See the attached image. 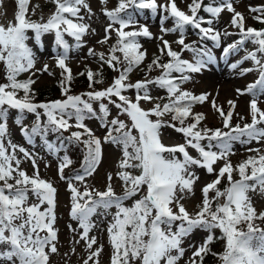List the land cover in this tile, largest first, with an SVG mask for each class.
<instances>
[{"label":"snow or ice","instance_id":"obj_1","mask_svg":"<svg viewBox=\"0 0 264 264\" xmlns=\"http://www.w3.org/2000/svg\"><path fill=\"white\" fill-rule=\"evenodd\" d=\"M53 2L56 5L55 12L46 20L43 17L33 20L28 15L30 0H17L15 23L10 22L6 27L0 24V62L5 65L8 81L0 84V264H49L50 256L58 252V229L54 227L57 188L40 176L37 161L31 153L13 144L10 139L5 142L8 108L35 114L36 123L31 130L22 128L30 142L31 135L46 134L49 128L56 132L68 131L73 126L82 129L71 132L69 140L82 143L86 149L81 165L82 174L78 173L73 178L83 184V189L72 180L68 181L67 188L71 201L70 217L77 222L76 228L71 224L68 227L78 236V239L74 238V243H84L87 257L83 259V264H100L104 245L98 243L96 235H90L97 227L92 218L101 209L107 215L111 208H115L116 212L106 228L112 248L110 264H179L186 255L184 242L196 230H202L206 235L199 245H190L191 255L186 264H203L204 257L211 252L210 246L216 239V229L220 230V238L225 241L222 253H212L218 256L220 264H264V227L256 223L258 220L264 221V211L257 212L248 195L257 190L264 194V151L259 148L248 149L256 155L248 156L235 166L229 159L234 154L233 141H264V127H260L264 125V109L258 106L259 98L264 96V28L258 30L247 27L244 13L237 11L233 0H224L216 7H204V0H191L187 11L178 7L176 0H166L165 3H158L157 0H118L112 9L106 7L108 0H101V4L105 5L101 11L109 23L104 28L103 37L96 43L109 47L107 52H97L95 48L89 47L87 56L98 59L101 66L106 64L119 74L104 89L71 95L74 76L66 61L72 46L64 39V35L74 38L75 48L83 47V38L90 31L95 33V29L84 22L85 16L81 12L82 9L86 10L89 18L94 13L87 0ZM36 8H39L38 4L32 9L33 15ZM129 9H148L153 18L160 13L162 35L155 37L149 27L140 24ZM201 10L216 19L225 10L232 14L230 27L238 29L241 39L223 47L224 57L238 51L245 41L251 40L256 45L255 50L248 52L243 60L253 61L259 78L245 89H236L238 95L251 94L253 97L249 103L251 122L232 126L236 102L228 100L229 110L225 112L216 99L211 100L212 108L222 118L223 127L229 131L202 126L205 114L193 113V105L208 101L210 93L197 95L181 87L182 83L191 79L188 73H200L215 60L206 46L197 48L195 42H185L187 29H197L202 41L210 40L217 48L221 47L222 36L232 35L227 29L221 32L212 27L213 20H205L200 16ZM248 10L256 14L253 19L264 24V6L249 7ZM169 19L173 21V26L164 27V22ZM29 31L34 33L37 42L44 34L54 33L55 45L63 50L53 59L56 67L61 69L59 85L65 99L35 102L36 93L32 86L37 80L33 77L38 73H47L49 76L53 73L47 63L42 68H36V54L26 43ZM113 32L116 41L110 43ZM176 32L179 33L177 40L165 39L168 33ZM140 37L159 40V55H153L147 69L151 72L153 68H158L161 73L154 79L131 83L128 82L129 74L138 69L148 56L147 49L140 43ZM173 43L180 46L179 51L173 49ZM184 51L196 53L194 62L182 58ZM162 56L168 57L167 62H162ZM243 60L231 64V68L236 69ZM85 67L86 71L79 75H86L89 88L103 83L102 73ZM250 71L253 69H241L242 73ZM21 73H29L28 78L17 79ZM173 73H179L180 76H174ZM149 85L165 89L168 102L156 103L147 110L142 108V100L154 99L149 94ZM129 89L136 90L134 100L124 94ZM20 91H23V96H18ZM83 96L88 99H83ZM93 100H107L131 121L129 127L121 119H111L108 123L112 127L108 128L103 138L104 143L121 146L122 159L115 175L123 184V195H117L114 191L112 173L107 174L103 191L84 183L87 177L96 173L103 158L101 138L95 136L84 123L86 114H95L90 102ZM39 110H43L42 113ZM100 111L103 113L102 119L107 120L108 105L101 103ZM166 114H171V121L161 119ZM41 115L47 117L46 122H41ZM73 118L75 125L69 123ZM189 118L191 122L186 123ZM17 123H20L19 119ZM165 126L181 133L185 142L165 145L161 139V129ZM133 130L136 134H133ZM205 140L208 141L207 145L201 143ZM47 147L53 149L51 144H47ZM189 148L194 149L198 157L191 155ZM17 149L31 160L34 169L31 176L21 169ZM221 161L223 163L217 169L215 165ZM71 164L72 160L64 156L58 168L61 180L67 179L64 170ZM196 168L205 169L209 175L215 174V179L201 188L199 210L190 213L182 201L186 196L194 195V186L200 179ZM133 170H139V174H134ZM234 172L238 173L240 179H233ZM225 176L228 185L221 189L218 186ZM145 188L146 194L136 199L132 206H125V200L137 196ZM210 192H214V196L210 197ZM29 194L36 198V202L28 203ZM221 198L223 203L219 202ZM44 205L47 206L41 210ZM71 251L75 252V248Z\"/></svg>","mask_w":264,"mask_h":264},{"label":"rangeland","instance_id":"obj_2","mask_svg":"<svg viewBox=\"0 0 264 264\" xmlns=\"http://www.w3.org/2000/svg\"><path fill=\"white\" fill-rule=\"evenodd\" d=\"M94 15L89 18L88 13L86 10L82 9L81 14L85 16L84 22L91 25L92 29H95V33L89 32L86 35L84 40V46L77 49L75 48L76 41L73 37L68 36L67 34L64 35L66 41L71 45V49L69 51V58L66 61L68 66L72 69L73 75L79 73L82 69H86L85 66L91 68L92 70L97 69H105L108 70L106 81L100 84H94L92 88H89V84L84 87H78L75 91L72 92L71 95H81L83 93H87L93 90H101L108 87L114 78L118 76V72L113 71L109 68L106 64L101 66V62L98 59L87 56V49L89 47L95 48L97 52L104 51L107 52V44L106 45H99L96 43L97 40L101 39L104 35V28L109 23L108 19L103 15L101 9L105 7V5L101 4V0H87ZM158 3H165L166 0H157ZM178 7L182 10L187 11V5L191 2V0H176ZM118 0H108L106 7L108 9H112L116 7ZM224 3V0H204V7H216L220 6ZM39 5V8H36L35 14H32V9ZM234 7L237 11L244 13L246 17V26L253 27L259 30L257 26H262L264 28V24H261L259 21L253 19V16L256 15L254 13L249 12V7H260L264 6V0H233ZM29 12L28 15L33 20H39L43 17L45 20L56 10V5L53 0H30L29 3ZM18 11L17 0H0V24H3L5 27L10 23H15V15ZM137 19L140 24H146L149 27V30L154 34L155 37H159L162 35L160 32V13L153 18L150 10H135L129 9ZM190 14V13H189ZM200 16L204 17L205 20L212 19L213 25L212 27L216 28L223 32L227 29L229 32L232 33L230 36H222L221 38V47L217 48L214 46V43L210 40H201L200 35L197 29L189 27L186 31V39L185 42L192 44L195 42V47L197 48H204L205 46L211 50L212 55L215 57L213 66L211 67L209 63L208 70H202L200 73H188L191 76L189 81L182 83L181 87L184 90L193 92L194 94L199 95L200 93H210L208 101H205L203 104H194L192 111L196 113H204L206 119L202 122V126L215 129L221 128L223 129L222 118L219 117L218 113L212 108L211 100L216 99L217 103L221 105L225 112L229 110V105L227 103L228 100H234L236 102V108L234 111V116L232 119V124H244L249 123L251 121L250 117V110H249V103L253 98L251 94L245 95H238L236 89H245L249 84L254 83L259 78V73L256 70V65L251 60H243V57L247 55L248 52L254 51L256 45H254L251 40L245 41L244 45L233 54L229 55L228 57L223 56V47H225L229 43H233L241 39L238 29L230 27V19L231 13L227 10L223 11L219 18L216 19L211 16L210 13L204 12L203 10L199 13ZM173 21L171 19L164 22V27H172ZM203 26H207L204 24ZM261 29V27H260ZM131 30V29H125ZM29 39L26 41L28 46L32 48L33 52L36 54L37 64L36 68H42V66L47 63L49 65L50 71L53 75L49 76L47 73H38L36 77H33L37 80V82L32 86L33 88H43L50 86L54 82H56L59 78H61V69L56 67L55 61L53 57L57 54L62 52L63 50L58 48L55 45V35L54 33H46L42 38V45H37L34 39V33L29 31L28 32ZM179 38V33H168L165 36V39L169 41H175ZM116 39L115 33H112V40L110 43ZM140 43L143 45L144 49H147L148 57L153 54L159 53L158 52V39H148L144 37L139 38ZM173 49L177 51L180 50V46L173 43ZM119 55V53H118ZM259 55V54H258ZM196 53L190 51H184L182 53V58L189 60L190 62H194V58ZM146 58V59H147ZM264 59V58H262ZM243 60V63H240L236 69L231 68V64L236 63L238 61ZM216 61L218 63H216ZM220 67V72L223 71L226 77L215 75L214 71L216 68ZM245 68H252L253 71L250 72H241V69ZM157 74V73H156ZM156 74L154 76H156ZM179 74V73H178ZM0 84L8 83L6 78V69L4 68V72L1 73ZM29 76V73H21L17 79L25 80ZM150 77V76H149ZM149 77H138L136 73V69L133 70L132 73L129 74L128 82L135 83L138 80L144 79H151ZM217 80L218 84L215 83L214 87L211 84V80ZM227 81H230L231 84H223ZM135 89H129L124 94L130 97L131 99H135ZM149 94L154 98L152 101H144L140 102L141 107L145 110L151 109L156 103H166L167 100L158 99L160 97H167V92L165 89L159 88L156 85H149ZM18 96H20V92H18ZM66 97L61 94L59 95L60 100L65 99ZM83 99L87 100V96H83ZM113 99H116L113 97ZM92 103L93 108H100L101 103H105L108 105L109 108V115L107 120L118 118L125 121L129 127H131V121L127 117L126 114H121L118 109L115 108L114 105L109 104L107 100L103 101H90ZM258 106L261 109H264V96H261L258 100ZM7 107V106H5ZM42 111L43 110H39ZM8 118H7V135L5 138V142L8 139L12 141L13 144H16L20 147L25 148L29 153H31L37 161V165L39 167L40 176L46 180H49L53 183V185L57 188V203L55 208L56 214V223L54 227L58 229V241L57 247L58 252L56 254H52L50 256L49 264H83V259L87 257V251L85 250L84 243L81 241L80 244L74 243V238L78 239L76 233L70 231L68 225L71 224L74 228L77 227V222L73 221L70 217V208H71V201H70V193L67 188V183L69 180H72L77 187L83 189V184L81 182L75 181L73 178L75 175L82 174V169H80L77 173H73L67 167L64 170V176L67 178L65 180H61L58 174V168L62 159L64 157L63 151H59L57 148L53 146V149H49L45 141L40 140L38 137L31 138V142L29 138L26 137L22 131V127L15 122V114L17 113L16 109L8 108ZM240 117H244L243 120L238 121L237 119ZM47 117L41 115V121L46 120ZM152 119H156V117H152ZM164 121H171V114H166L161 117ZM27 121L30 123L36 122V116L33 113H27ZM70 124L75 125L76 121L75 118L69 121ZM84 123L93 131L95 136L101 138L102 140V151H103V158L102 162L99 165L96 173L91 176L87 177L86 183L89 187L96 188L100 191L105 190L106 187V177L108 173L113 174V181L112 186L114 191L117 195H123V184L122 182L116 178V172L118 171V163L122 159V149L121 146L113 144V143H104L103 138L107 135L108 126L105 127L100 123L95 116H91L90 118H86ZM177 126L178 122H177ZM260 127H264V125H260ZM73 131H82V129H77L75 126L71 127L68 131H64L66 133H70ZM133 134H136L135 130H133ZM86 138V137H85ZM161 139L165 145H176L185 142V138L181 133H177L174 131L173 128L170 127H163L161 129ZM246 139V138H242ZM204 145H207L208 141L201 142ZM216 142L214 141L213 144ZM256 149L259 148L264 151V141L257 143L256 141H252L251 143H241L240 141H233L232 142V149L233 155L229 157L232 164L235 166L240 163L242 160L246 159L248 156L256 155L254 152L248 151V149ZM81 150L86 153V149L82 143H80V148L76 151ZM213 150H216L215 148ZM11 151V149H9ZM188 151L194 157H198V153L194 150L189 148ZM76 154V153H75ZM16 155L18 159L21 160L20 167L21 169L25 170L30 176L33 174L34 169L32 166V162L30 159L26 158L23 153H20L17 149ZM167 155V154H165ZM179 155V154H177ZM182 158V157H181ZM223 162H218L215 167L218 169L219 166ZM197 175L200 177L199 181L194 186V195H188L182 201L186 207V209L190 213H194L198 211V205L201 204L202 201V193L201 188L208 182H211L215 179V174L209 175L207 174L205 169L196 168L195 169ZM134 174H139V170H133ZM233 178L240 179L237 172L233 173ZM228 185L227 178H223L221 180V184L218 186L221 189L225 188ZM146 194V188L143 189L137 196L129 198L128 200L124 201L125 206H132L136 199H139L142 195ZM210 197L214 196V192H210ZM248 195L250 196L254 207L257 209V212L264 210V194H261L259 190L255 192H249ZM36 202V198L29 194V201L28 203ZM220 203H223V198L220 199ZM47 205L42 206L41 210ZM215 207V204L213 205ZM116 212L115 208H111L108 210V214H103V210H99L98 214L94 216L92 219L97 224V227L90 233V235H96L98 238V243L104 245V250L100 256V264H110V257L112 248L110 242L108 240L107 235V225L113 219V214ZM179 223V222H177ZM263 227V225H261ZM77 231H81L77 229ZM220 234L219 229H217ZM44 235V233H41ZM206 233L202 230H196L190 238L186 239L184 242V247L186 248V255L185 257L179 262V264H186L189 256L191 255V248L190 245H199L203 238L205 237ZM221 247L224 251L225 241L222 239L220 243ZM75 248V252H72L71 249ZM67 253V255H64ZM220 262V261H219ZM91 264V262H90Z\"/></svg>","mask_w":264,"mask_h":264},{"label":"trees","instance_id":"obj_3","mask_svg":"<svg viewBox=\"0 0 264 264\" xmlns=\"http://www.w3.org/2000/svg\"><path fill=\"white\" fill-rule=\"evenodd\" d=\"M108 47H109V45H108ZM155 55H159V54H155ZM152 58H153V55L150 56L148 58V60L145 61L138 69H136V72L138 73L139 76H141V77L147 76V75L153 74L157 70H160L158 68H153V70L151 72L148 71L147 64L151 63ZM161 60H162V62H167L168 57L162 56ZM85 71H86V69L81 70L79 73L85 72ZM93 71L94 72L98 71V72L102 73L103 82L105 81V78H106L108 72L107 73L104 72L103 69H97V70H93ZM1 72H2V68L0 66V78H1ZM79 73H77L76 75H73L74 79H73L72 84H71V91L70 92L75 91L78 87H84L87 84H89V81L87 80L86 75L82 76V75H79ZM98 78H100V77H98ZM60 80H61V78H59L56 82H54L52 85L47 86V87L33 88L35 90V93H36L35 102H47V101H52V100L56 99L61 92V88L59 85ZM21 96H23V91L21 93ZM25 118H26L25 112L20 113L19 111H17V118L15 119L16 122L19 119L20 120L19 124H21L22 126H24L26 129H28L30 131L34 124L23 123V120ZM237 120L240 121L241 119L238 118ZM187 122H191V118H189V121H186V123ZM35 136H39L41 140L49 142L52 145H54L55 147H57L58 149H60L61 151H63L65 156H68L72 160V164L70 165V167L72 168L73 171H76L82 165V162H83L82 152L83 151H81V150L76 151L78 148H80V143H78L74 140L70 141L69 140L70 135L65 134L64 131L56 132V131H52L51 128H49V130L47 131L46 134L42 133L39 135H31V137H35ZM256 223L259 225H262V224H264V221L258 220V221H256ZM216 230H214L216 239H214V241L212 242V244L210 246L211 252L204 257L203 264H220L218 256L212 254V253L219 254V253L223 252V248L220 245L221 240H222L220 237L222 236V234H220Z\"/></svg>","mask_w":264,"mask_h":264},{"label":"bare ground","instance_id":"obj_4","mask_svg":"<svg viewBox=\"0 0 264 264\" xmlns=\"http://www.w3.org/2000/svg\"><path fill=\"white\" fill-rule=\"evenodd\" d=\"M219 70H220V67L216 68L215 71H214V74H215V75H219V76L222 75V76L226 77L225 74L223 73V71L220 72ZM209 79L211 80L210 82H211V84H212L213 87H214V84H215V83L218 84V81H217V80H212V78H209ZM223 84H229V85H230L231 82H230V81H227L226 83H223V82H222L221 85H223ZM223 86H224V85H223Z\"/></svg>","mask_w":264,"mask_h":264}]
</instances>
